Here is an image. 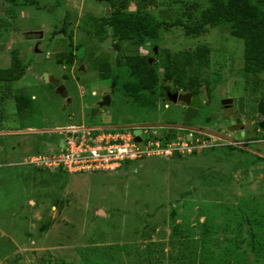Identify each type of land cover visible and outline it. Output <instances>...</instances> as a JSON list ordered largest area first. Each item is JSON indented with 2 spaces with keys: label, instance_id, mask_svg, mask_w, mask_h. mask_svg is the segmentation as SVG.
Returning a JSON list of instances; mask_svg holds the SVG:
<instances>
[{
  "label": "rangeland",
  "instance_id": "374dc122",
  "mask_svg": "<svg viewBox=\"0 0 264 264\" xmlns=\"http://www.w3.org/2000/svg\"><path fill=\"white\" fill-rule=\"evenodd\" d=\"M111 4L190 24L207 7L204 0H0V69L12 52L23 66L19 79L0 82V264H264V130L256 110L264 71L249 70L244 38L227 25L196 36L171 26L141 46L118 41L103 19ZM202 47L208 51L187 91L203 104L179 131L183 107L161 98L180 89L172 75L181 53ZM124 55L146 56L155 78L149 88L117 66ZM101 59L110 64L106 80ZM20 93L31 97L27 112L16 111ZM226 98L230 110L220 104ZM87 124L154 127L159 136L167 125L169 139L189 140L191 151L112 172L22 164L62 149L66 134L58 130Z\"/></svg>",
  "mask_w": 264,
  "mask_h": 264
},
{
  "label": "trees",
  "instance_id": "16d2710c",
  "mask_svg": "<svg viewBox=\"0 0 264 264\" xmlns=\"http://www.w3.org/2000/svg\"><path fill=\"white\" fill-rule=\"evenodd\" d=\"M204 1L207 3V7L200 13L199 19L192 24L182 22L180 18L171 23L160 21L153 19L148 13L140 15L136 12H126L113 4H111L108 16L103 19L113 38L118 41L135 42L139 46L156 39L160 29H167L171 26H180L185 35L196 36L202 33L205 27L227 25L233 33L241 34L244 38L249 70L252 73L264 71V0ZM68 38L69 45H71L70 37ZM113 48L118 50L116 42L113 43ZM207 51L206 47H202L192 52L181 53V67L176 74L172 75L176 87L185 91L193 88L197 80L195 74L197 67L200 65L199 62L205 58ZM68 56H71V50L68 52ZM146 60V56L124 55L116 59V64L130 68L137 78L138 86L147 89L153 84L155 78L153 70L148 66ZM187 68L189 70L192 68V72ZM98 72L100 79L109 78L110 64L107 59L100 60ZM21 73H23V66L12 52L10 66L0 69V82L17 80L21 77ZM203 81L206 82L205 79ZM139 95L141 96V94ZM31 101V97L25 94L15 95L16 111L18 113L27 112L31 108ZM256 110L264 119V96L257 104Z\"/></svg>",
  "mask_w": 264,
  "mask_h": 264
},
{
  "label": "built area",
  "instance_id": "2783aa9c",
  "mask_svg": "<svg viewBox=\"0 0 264 264\" xmlns=\"http://www.w3.org/2000/svg\"><path fill=\"white\" fill-rule=\"evenodd\" d=\"M134 130H138L139 142ZM66 134L64 147L56 152L35 155L22 161L32 169L63 170L66 173L112 172L123 164L152 156L170 157L191 150L189 140L174 141L159 136L154 127L147 126H71Z\"/></svg>",
  "mask_w": 264,
  "mask_h": 264
},
{
  "label": "water",
  "instance_id": "95a60500",
  "mask_svg": "<svg viewBox=\"0 0 264 264\" xmlns=\"http://www.w3.org/2000/svg\"><path fill=\"white\" fill-rule=\"evenodd\" d=\"M155 50V49H154ZM34 52H37V49L34 47ZM40 57V54H36V59ZM45 77V76H44ZM46 78V77H45ZM56 91L61 94L63 92V89L61 87H58ZM166 99L170 102L176 103V102H182L187 108L184 121L188 122L192 117H194L197 114V110L201 107L200 100L198 96H190V94H177V93H166ZM108 98L104 97L101 99L102 104H108ZM231 103L230 99H224L221 101V105H224L227 107ZM97 113V109H92L91 114ZM239 120H236V123H238ZM258 128L261 130H264V120H262L258 124ZM133 134L135 135V141L139 142L141 137H144V135H140L138 130H134Z\"/></svg>",
  "mask_w": 264,
  "mask_h": 264
},
{
  "label": "flooded vegetation",
  "instance_id": "af4514ba",
  "mask_svg": "<svg viewBox=\"0 0 264 264\" xmlns=\"http://www.w3.org/2000/svg\"><path fill=\"white\" fill-rule=\"evenodd\" d=\"M166 93H177V94H190V96L192 97V96H194V95H196V96H198V98H199V100H200V103H201V106H202V101H201V98H200V96L197 94V93H195V92H193V91H184L183 89H176V90H171V91H165L164 92V95H163V98H161L162 99V101H164V100H166ZM226 99H228V98H226ZM222 100H224V99H222ZM221 100V101H222ZM176 103H180L181 104V106L183 107V109H184V113H183V116H182V119H181V121L179 122V126H176L175 127V129H178L179 131H184L186 128L184 127V126H182V125H185V124H188V123H190L194 118H196V116H197V114H198V111H199V109L197 110V114L194 116V117H192L188 122H186V121H184V118H185V114H186V111H187V108L188 107H186L182 102H176ZM220 104H221V102H220ZM224 106V105H223ZM224 108H225V110H230L229 108H230V106L229 105H227V107L226 106H224ZM236 120H238V118H236V119H233V122L235 121V123H236ZM264 120V119H263ZM239 123V122H238ZM159 128L160 129H165V131H164V133H163V136H166L167 138H169L170 137V134H168L169 133V128H167V125L166 126H163V127H160L159 126Z\"/></svg>",
  "mask_w": 264,
  "mask_h": 264
},
{
  "label": "crops",
  "instance_id": "0c3cea01",
  "mask_svg": "<svg viewBox=\"0 0 264 264\" xmlns=\"http://www.w3.org/2000/svg\"><path fill=\"white\" fill-rule=\"evenodd\" d=\"M60 87V86H59ZM58 88V87H57ZM63 89V87H61ZM61 95H64V92L61 93Z\"/></svg>",
  "mask_w": 264,
  "mask_h": 264
}]
</instances>
